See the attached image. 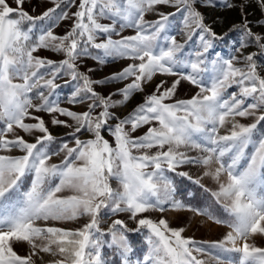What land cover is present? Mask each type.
<instances>
[{"label":"snow or ice","instance_id":"1","mask_svg":"<svg viewBox=\"0 0 264 264\" xmlns=\"http://www.w3.org/2000/svg\"><path fill=\"white\" fill-rule=\"evenodd\" d=\"M12 2L15 7L9 0H0V264H35L33 257L41 252L58 257L53 264H104L101 239L105 233L98 219L104 208L112 213L127 212L137 222V229L129 230L117 219L108 229L123 264H131L127 232L140 229L149 233L142 264H204L194 255L203 249L184 238L182 228H170L165 219L137 217L150 210L163 212L169 203L173 208L185 207L173 199L176 189L167 174L191 180L188 172L178 169L212 164L216 165L214 171L209 168L204 175L219 184L213 195L231 219L219 220L196 211L231 229L215 244L223 253L238 254L236 258L225 257L227 264H264V248L249 243L252 236H264V77L257 73L256 54L242 59L217 54L219 62H211L215 75L206 85L198 76L205 54L213 41L226 42L227 34L218 36L204 23L202 14L193 7L196 0H51L53 7L36 16L24 10L25 0ZM201 2L209 5L212 0ZM257 3L264 10V0ZM159 5L174 7L183 14L188 39L199 31L202 44L201 50L194 53L195 60L178 55L184 45L170 31V18L176 13L160 12ZM224 6L234 5L226 0ZM71 7L76 11L70 15L67 9ZM240 7L243 12L245 5L241 3ZM147 13H156L158 18L145 20ZM67 19L73 20L71 30L63 36L55 35L53 28ZM240 27L264 49V38L251 32L246 19ZM124 29H134L135 34L112 39L113 33L120 35ZM246 46L240 44V48ZM42 48L62 53L65 58L54 62L35 56ZM90 48L99 51L93 55ZM84 56L101 64L107 58H127L134 63L110 78L94 81L79 71L76 62ZM237 62L243 66H236ZM178 67L190 71L178 72ZM45 68L46 72L40 71ZM157 73L179 75L180 79L168 87L161 81L127 117H115L111 109L133 93L143 92L144 84ZM64 76L74 82L67 102H87L86 111L76 113L60 106L54 96L59 87L55 81ZM181 79L200 91L191 99L167 102L172 101ZM121 81L127 83L107 96L96 91L95 85ZM233 85L239 92L225 96ZM34 89L35 96L29 95ZM116 95L123 100L114 101ZM36 98L39 103H33ZM248 98L251 101L246 103ZM30 110L56 114L51 120L53 125L73 127L58 117L70 118L75 124L69 134L74 146L64 142L57 151H50L48 145L54 138L44 119ZM249 116L254 120L248 125L235 119ZM26 119L33 123H26ZM113 119L117 121L114 125L109 123ZM145 125L148 127L142 135H133ZM221 128H226L224 134H220ZM16 129L41 135L35 142H28L15 134ZM82 132L91 133L92 138L81 140L77 134ZM102 133H107L112 142ZM181 149L199 150L200 155L189 156ZM13 150L23 155L6 154ZM61 152L64 156L60 163H50ZM241 160L246 164L239 169ZM26 176H31V185L21 192ZM110 179L118 182L119 189L110 185ZM82 216H87L88 222L75 230L49 223L74 221ZM21 242L28 245L23 256L15 250Z\"/></svg>","mask_w":264,"mask_h":264},{"label":"rangeland","instance_id":"2","mask_svg":"<svg viewBox=\"0 0 264 264\" xmlns=\"http://www.w3.org/2000/svg\"><path fill=\"white\" fill-rule=\"evenodd\" d=\"M13 7L15 4L12 0H9ZM78 2V0H77ZM226 0H212V3L209 5H205L201 2V0H196L193 7L199 11L203 18L204 23L209 26L212 31H214L218 36H223L224 34H229L232 28H235V32H238V43H234V47H230L229 49L221 50L220 43L222 41L215 40L212 42V47L209 51L205 54L204 57V64L201 65V71L198 73V76L202 83L209 84L212 77L215 73L212 70V61L217 60L218 56L222 58H229L231 56H236L242 59V56H247L248 54L255 53L254 61L256 63V70L258 75L264 77V49H261L259 45H257L252 38L248 37L245 30L240 27L243 25L244 20L246 19L248 22V28L251 32L255 35H259L264 38V10L261 9L257 0H229L234 6L232 8L225 7ZM241 3L245 5L243 12L241 10ZM53 7L51 0H25L23 8L29 14L36 16L41 14L46 9ZM160 12L164 13H176L175 16L171 17V34L175 35L176 40L178 43L184 45V49L178 55L183 56L185 60L192 59L195 60L196 57L194 53L196 51L201 50L202 42L199 39V31L196 30L195 34L192 35L191 39H188V30L184 29L182 23V13H177L176 8L170 7L168 5H159L157 6ZM67 11L71 15L72 12L76 11L75 7L68 8ZM158 18L156 13H147L145 15V20L152 21ZM101 23H110L108 20H101ZM73 24L72 19L61 20L59 21L56 26L53 28V32L57 36H63L66 32L71 30ZM134 29H124L120 32V35H116L115 33L112 34L113 40H119L123 36H130L134 35ZM103 39V36H101ZM99 42V40L97 41ZM264 42V39H262ZM245 43L247 44L246 47L240 48V44ZM240 48L239 51H234V49ZM90 51L93 55L97 54L99 50L91 49ZM35 56L40 58H45L47 60H51L54 62H59L63 60L65 57L62 53H58L52 51L50 49H39ZM219 62V61H218ZM77 65L79 67L80 72L87 73L90 78L94 81L98 80H105V78H110L114 73L120 72L123 68L127 67L129 64L134 63V61L127 59V58H107L106 63H98L96 60L92 59L91 57L84 56L77 60ZM236 66L242 67L243 64L237 62ZM89 69H92L91 72H88ZM41 72H46L47 69H40ZM178 72H189V68L185 67H178L176 69ZM47 78V77H46ZM180 79L179 75H162L157 73L153 76L151 81H148L144 84V91L143 92H136L133 93L126 102L118 103L116 107L112 108L111 111L114 113L115 117L123 119L127 117L133 110L139 105L144 102V98L146 95L151 94L156 85L159 84L161 81H165V87H168L172 84V82ZM19 82V80L15 81ZM55 83L59 85V87L55 90L54 96L60 101V106L64 107L68 110H71L76 113H81L87 110V102L83 104H70L67 102V99L70 97V94L73 91L74 82H72L69 77L64 76L63 78H58ZM127 81L121 82H109L106 84L95 85L96 91L101 95L107 96L108 94L115 92L118 88H122ZM36 89L33 90L32 93L29 95L35 96ZM200 89L193 84L189 83L187 80H180V83L177 85L175 95L172 98V101H167L169 103L175 100H187L191 99L195 96ZM239 92V88L237 85H233L232 87L228 88L225 92V96L230 93ZM47 95V91H46ZM112 99L114 101H122L123 98L120 95L113 96ZM251 98L246 100L250 102ZM39 98L33 100V103H39ZM33 115L39 116L44 119L46 126L49 129V132L53 136V141L48 145L50 151H57L60 145L64 142H68L69 146H74V141L72 136L69 134L74 131L75 124L74 122L67 117L59 116L58 118L61 120H66L69 124H72L73 127H65L63 125H53L51 123L52 117L56 114H48L46 112H35L34 110H30ZM99 111V110H97ZM236 121L239 123L248 125L253 122L254 117H236ZM26 123H33L31 119H26ZM117 121L115 119L109 121L110 124H115ZM262 123V122H261ZM148 125H145L143 128L138 129L137 132L133 133L134 136L142 135L147 130ZM230 127V124L227 125ZM260 126L258 125V128ZM226 128L220 129V134H224ZM15 134L22 136L28 142H35L36 137L41 135L39 132H33L31 134L25 133L23 130L16 129ZM106 139H109L112 142L111 137L108 136L107 133H102ZM81 140H87L92 138L91 133L82 132L77 134ZM13 134L9 133L8 137L12 138ZM182 151H186L189 156H198L200 155L199 150L193 149H181ZM152 151H156V149H152ZM14 157H18L23 155L18 150H13L11 153H6ZM247 154V153H246ZM64 153L61 152L59 155H54L50 161V163L59 164L60 161L63 159ZM225 159H228L226 156ZM246 164L245 160H241L239 169H242ZM216 165L212 164L208 167L204 166H197V165H184L178 171H186L188 172L189 176L192 178L194 182L199 180V185L206 189L211 197L220 204L222 209H224V205L217 201V198L213 195L214 192L218 191L219 184L216 180L211 178L210 176H205L204 172L209 170L214 171ZM174 174V173H168ZM175 175V174H174ZM177 176V175H176ZM187 178V177H186ZM225 177H221V181L223 182ZM28 183V184H27ZM58 183V180L56 181ZM110 185L114 189H119V184L115 179H110ZM24 185H28V188L25 190ZM31 185V176H26L22 178L21 183V192H25L30 188ZM66 194V193H65ZM178 201L177 199H174ZM166 210L163 212L157 210H150L146 213L140 214L139 218H150L154 221H158L159 219H165L169 227L172 229H183L182 236L184 238L191 239L196 242V244L203 249V252H194V255L197 256L198 259L204 261V264H227L225 257H232L236 258L238 254L236 253H223L220 249L215 247L216 242L222 241L226 234L231 230L225 224L216 223L215 220L210 219L208 215L198 214V212L194 209L189 207L183 208H173L171 203L165 205ZM201 213L207 212L211 216H213L209 211H206V208ZM226 212V211H225ZM227 214V219L230 220L231 217ZM214 217V216H213ZM99 227L105 235L102 237L101 241L104 242L107 246H113L111 244V236L108 234V229L111 227L113 221L121 220L127 226L129 230L137 229V222L130 218V214L127 212H119V213H112L110 208L101 209L99 214ZM88 222L87 216H82L74 221H67V222H49L55 223V226L75 230L81 228L85 223ZM145 234V244L147 248H141L136 251V254L133 255V252L128 254V258L131 261V264H142L143 257L147 255L148 252V230L143 229ZM139 231H129L130 233L140 232ZM250 244H255L257 247L264 248V236L255 235L249 239ZM15 250L20 255H25L28 252V245L26 243H18L15 247ZM118 250V257H119V264H123V257ZM139 252L141 255L139 256ZM58 257L53 256L49 253H39L38 256L33 257L35 260V264H53L54 260Z\"/></svg>","mask_w":264,"mask_h":264},{"label":"trees","instance_id":"3","mask_svg":"<svg viewBox=\"0 0 264 264\" xmlns=\"http://www.w3.org/2000/svg\"><path fill=\"white\" fill-rule=\"evenodd\" d=\"M61 7L63 8L64 5L61 4ZM60 9H57V12H59ZM235 28H232V30L227 34V40L226 42L222 41L220 43L221 50L229 49L230 47H234V43H238V32H235ZM34 32L36 35L39 34L38 30L34 29ZM264 124V122H262ZM251 151V147L246 150V153ZM169 177L173 181V186L176 189V192L174 194L173 199H177L182 204L185 205V207H189L194 210L203 211L206 208V211H209L216 219L219 220H226L227 214L222 209L220 204L215 202L213 197H211L206 189H204L199 184L195 183L193 180H190L186 177H180L176 176L174 174H169ZM56 183V181H54ZM28 184V183H27ZM25 190L28 188V185H24ZM142 231L130 233L127 232V236L129 237V241L131 243V248L133 252V255L136 254V251L141 248H144V250L147 248L145 244V234L146 232L143 229H140ZM101 247V257L104 262V264H119V257H118V250L115 246H107L104 242H102ZM141 255V252H139V256Z\"/></svg>","mask_w":264,"mask_h":264}]
</instances>
